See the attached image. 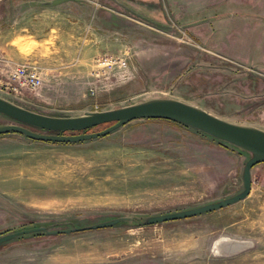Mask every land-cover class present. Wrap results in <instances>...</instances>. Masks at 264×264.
I'll return each instance as SVG.
<instances>
[{
    "label": "rangeland",
    "instance_id": "1",
    "mask_svg": "<svg viewBox=\"0 0 264 264\" xmlns=\"http://www.w3.org/2000/svg\"><path fill=\"white\" fill-rule=\"evenodd\" d=\"M108 56L125 65L98 63ZM0 57L44 74L35 91L0 89L40 113L164 96L264 129V0H0ZM8 122L17 121L0 114ZM247 155L157 117L79 141L3 132L0 234L216 200L241 188ZM0 264H264V160L230 204L154 223L19 234L0 243Z\"/></svg>",
    "mask_w": 264,
    "mask_h": 264
},
{
    "label": "water",
    "instance_id": "2",
    "mask_svg": "<svg viewBox=\"0 0 264 264\" xmlns=\"http://www.w3.org/2000/svg\"><path fill=\"white\" fill-rule=\"evenodd\" d=\"M0 114L17 121L0 124V133L15 131L32 139L48 141H79L106 134L132 119L166 118L193 127L248 153L242 165L241 188L230 195L172 211L147 215L120 214L79 226L71 224L67 227L49 229L43 224L30 225L1 233L0 243L19 234L29 232H73L105 227L118 222L146 224L183 218L213 210L243 198L250 188L251 166L264 160V129L226 120L197 105L173 97H148L114 108L88 110L77 115L59 116L33 111L0 96ZM100 124L104 125L99 129L88 130ZM34 128L44 131L41 132ZM62 223L65 222L55 224Z\"/></svg>",
    "mask_w": 264,
    "mask_h": 264
},
{
    "label": "built area",
    "instance_id": "3",
    "mask_svg": "<svg viewBox=\"0 0 264 264\" xmlns=\"http://www.w3.org/2000/svg\"><path fill=\"white\" fill-rule=\"evenodd\" d=\"M98 63L108 66L113 64L124 66L125 60L118 56H108L98 60ZM43 79L44 74L32 64L0 57V89L13 93L20 92L22 88L35 91Z\"/></svg>",
    "mask_w": 264,
    "mask_h": 264
},
{
    "label": "trees",
    "instance_id": "4",
    "mask_svg": "<svg viewBox=\"0 0 264 264\" xmlns=\"http://www.w3.org/2000/svg\"><path fill=\"white\" fill-rule=\"evenodd\" d=\"M149 118H151V117H149ZM157 118H159V117H157ZM126 123V122H125ZM179 123V122H178ZM93 128V127H92ZM91 128H89L88 130H90ZM70 132V131H69ZM73 225V224H72ZM35 233H40V231H36Z\"/></svg>",
    "mask_w": 264,
    "mask_h": 264
},
{
    "label": "crops",
    "instance_id": "5",
    "mask_svg": "<svg viewBox=\"0 0 264 264\" xmlns=\"http://www.w3.org/2000/svg\"><path fill=\"white\" fill-rule=\"evenodd\" d=\"M260 44V43H259ZM250 57V56H249ZM257 59H259V58H257Z\"/></svg>",
    "mask_w": 264,
    "mask_h": 264
},
{
    "label": "bare ground",
    "instance_id": "6",
    "mask_svg": "<svg viewBox=\"0 0 264 264\" xmlns=\"http://www.w3.org/2000/svg\"><path fill=\"white\" fill-rule=\"evenodd\" d=\"M218 247V246H217Z\"/></svg>",
    "mask_w": 264,
    "mask_h": 264
}]
</instances>
